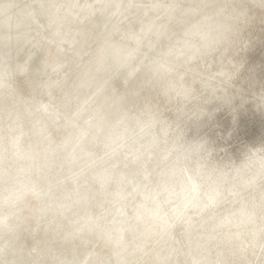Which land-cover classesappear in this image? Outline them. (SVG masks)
Listing matches in <instances>:
<instances>
[{
	"label": "rangeland",
	"instance_id": "1",
	"mask_svg": "<svg viewBox=\"0 0 264 264\" xmlns=\"http://www.w3.org/2000/svg\"><path fill=\"white\" fill-rule=\"evenodd\" d=\"M117 1L0 0L2 41L13 43L10 30L27 22L37 42L13 60L0 50V217L8 215L0 220V264H264V73L255 69L264 65V0ZM148 20L172 35L155 31L150 46L137 27ZM122 51L145 54L130 82L128 73L117 79ZM111 78L113 94L104 87ZM146 80L140 102L131 91ZM226 106L221 122L230 120L217 130L213 119ZM235 109L239 121L258 114L234 127ZM198 114L205 116L189 130ZM184 130L189 137L181 138ZM14 173L26 184H13ZM8 184L15 190L4 199Z\"/></svg>",
	"mask_w": 264,
	"mask_h": 264
},
{
	"label": "bare ground",
	"instance_id": "2",
	"mask_svg": "<svg viewBox=\"0 0 264 264\" xmlns=\"http://www.w3.org/2000/svg\"><path fill=\"white\" fill-rule=\"evenodd\" d=\"M101 1V0H100ZM132 1V0H131ZM135 1V0H134ZM120 2H121V0H120ZM119 2V3H120ZM150 2V1H149ZM105 3V2H104ZM118 3V1L116 2V4L118 5L119 4ZM132 3V2H131ZM134 3H136V2H134ZM110 5H113L114 4V0H111V3H109ZM123 4V3H122ZM126 5H127V3H126ZM134 5V4H133ZM180 5V4H179ZM217 5V4H216ZM219 5V4H218ZM127 6H129V5H127ZM138 6V5H137ZM103 7V6H102ZM101 7V8H102ZM121 7V6H120ZM120 7H118L117 6V8H116V10H118V8H120ZM136 7V6H135ZM208 7H209V5H208ZM141 8V7H140ZM105 9H108L107 7L105 8ZM127 9V8H126ZM126 9H122V11L120 12V13H122V14H124V12H125V10ZM216 9V8H215ZM219 9V8H218ZM250 9V8H249ZM115 10V11H116ZM180 10V9H179ZM181 11V10H180ZM180 11L179 12H177V14L178 15H180L184 20H190L189 18H186V17H188L187 16V13H185V12H183V13H180ZM246 11V10H245ZM104 12V11H103ZM103 12H101V13H103ZM173 12V11H172ZM234 12H236V10L234 11ZM246 12H248L249 14L251 13V12H249V11H246ZM220 13V12H219ZM240 12L239 11H237L236 13H235V17H236V19H237V16L236 15H238ZM232 14V13H231ZM234 14V13H233ZM253 14V13H252ZM105 15H106V13H105ZM107 15H108V13H107ZM140 15V14H139ZM189 15V14H188ZM202 15V14H201ZM243 15V14H242ZM251 15V14H250ZM259 15V14H258ZM257 15V16H258ZM101 16H103V15H101ZM171 16L172 15H170V14H168V17H167V20H170V18H171ZM195 16V15H194ZM260 16V15H259ZM142 17V16H141ZM141 17H139V18H141ZM221 16H219V18H220ZM227 17V16H226ZM138 18V19H139ZM218 18V19H219ZM228 18V17H227ZM242 18V17H241ZM246 18V17H245ZM259 18V17H258ZM264 18V17H263ZM102 19H104V18H102ZM176 19V18H175ZM191 19H193V18H191ZM195 19V18H194ZM213 19V18H212ZM212 19H210L211 21H213ZM217 19V18H216ZM225 20V19H224ZM81 21V20H80ZM102 21V20H101ZM105 21H106V19H105ZM104 21V22H105ZM139 21V20H138ZM138 21L136 22V23H138ZM174 21V20H173ZM210 21V22H211ZM262 21V20H261ZM12 22H14V21H12ZM190 22V21H189ZM217 22V21H216ZM223 22V21H222ZM229 22V21H228ZM256 22V21H255ZM260 22V21H259ZM27 23V22H26ZM26 23H22V24H16V25H14V28H13V30H10L11 31V33L9 32V34H11V37H9V38H13V43L11 42L10 44H8V43H6V42H3L2 40V37L5 35V33L7 32V30H4V27L8 24V22L5 20V21H3V22H1L0 23V50L4 53V56L5 57H7V59H16V57H18V55H21V53L28 47V45L31 47V45H32V47H34L35 45H36V43L37 42H35V44H34V39L36 38V37H32V36H35L33 33V31H32V29H33V27H31V25L30 26H28ZM29 23L31 24L32 23V21L30 22L29 21ZM167 23V22H166ZM191 23V22H190ZM225 23V22H224ZM232 23V22H231ZM230 23V24H231ZM247 23V22H246ZM163 24V23H162ZM192 24V23H191ZM200 24H202V23H200ZM217 24H218V22H217ZM220 24V23H219ZM223 24V23H222ZM258 24V23H257ZM262 24V23H261ZM47 25V24H46ZM205 25V24H204ZM210 25V24H209ZM233 25V24H232ZM242 25V24H241ZM248 25V24H247ZM260 25V24H259ZM167 26V25H166ZM238 26V25H237ZM236 26V27H237ZM137 27H138V31H141V33H142V37H146V36H149V37H152V39L151 40H154V42H152L151 43V45L150 46H152V45H154L159 39V37H157V36H155L154 35V33H156L157 31L159 32V34L162 36V38H168L170 35H172V33H171V31L167 28V30L169 31V32H166L165 31V29L166 28H164V26L163 25H157V24H152V20H148V21H146L145 23H142V25H139L138 26V24H137ZM233 27V26H232ZM236 27H235V33H236ZM8 28V27H7ZM7 28H5V29H7ZM52 28V27H51ZM228 28V27H227ZM248 28V27H247ZM260 28V27H259ZM261 28H263V26L261 25ZM12 29V28H11ZM213 29V28H212ZM217 30V29H216ZM226 30V29H225ZM221 31V34L219 35V37L221 36L222 38H223V40H226V39H228L229 38V33H228V31L226 30V31ZM54 31V30H53ZM156 31V32H155ZM188 31V30H187ZM231 31H233L234 32V30L232 29ZM259 31V30H258ZM38 33V32H37ZM165 33V34H164ZM33 34V35H32ZM113 34V33H112ZM166 34H168V35H166ZM208 34H211V33H208ZM159 35V36H160ZM207 35V34H206ZM212 35V34H211ZM10 36V35H9ZM168 36V37H167ZM187 36V35H186ZM205 36V35H204ZM256 36V35H255ZM258 36V35H257ZM185 37V36H184ZM189 37V36H188ZM192 37V36H191ZM205 37H207V36H205ZM236 37V36H235ZM172 38V37H171ZM176 39H177V37H175ZM192 38H194V37H192ZM209 38V37H208ZM214 38V37H213ZM212 38V39H213ZM264 38V37H263ZM64 39V38H63ZM131 39L133 40L132 42L133 43H138L139 41V38H135V37H131ZM232 39V38H231ZM240 39H241V37H240ZM253 39H254V36H253ZM259 39V38H258ZM9 40V39H8ZM37 40V39H36ZM35 40V41H36ZM217 40V39H216ZM220 40V39H219ZM64 41V40H63ZM147 41V40H146ZM186 41V43H187V40H185ZM184 41V42H185ZM188 41H189V39H188ZM192 41V40H191ZM211 41V40H210ZM242 41V40H241ZM260 41V40H259ZM30 42V43H29ZM73 42V41H72ZM125 42V41H124ZM142 42V41H141ZM147 42H149V41H147ZM182 42H183V40H182ZM206 42H207V40H206ZM189 43V42H188ZM234 43H236L235 41H234ZM234 43H232V46H233V44ZM241 43V42H240ZM239 43V44H240ZM245 43V42H244ZM139 44V43H138ZM168 45H169V43H167ZM183 44V43H182ZM187 45H189V44H187ZM195 45V44H194ZM200 45H202V44H200ZM205 45V44H204ZM229 45V44H228ZM257 45H259V44H257ZM256 45V46H257ZM261 45V44H260ZM206 46V45H205ZM208 46V45H207ZM248 46H249V44H248ZM254 46V45H253ZM5 47H8L9 49L7 50V51H5L4 50V48ZM25 47V48H24ZM153 47V46H152ZM161 47V46H160ZM168 48L169 46H165L164 48ZM178 47V46H177ZM194 47V46H193ZM238 47V46H237ZM247 47V46H246ZM120 48V47H119ZM122 48V47H121ZM151 48V47H150ZM173 48V47H172ZM196 48V47H195ZM264 48V47H263ZM24 49V50H23ZM105 49V48H104ZM118 49V48H117ZM168 50V49H167ZM171 50V49H170ZM235 50V49H234ZM255 50H256V48H255ZM264 50V49H263ZM143 51V50H142ZM146 51V50H145ZM174 51H175V49H174ZM237 51V50H236ZM251 51V50H250ZM28 52V51H27ZM27 52H25V53H27ZM31 52V51H30ZM123 52L124 51H122V52H119L118 53V55H120V54H122L120 57H124V60L122 61L123 63H122V65L120 66V68L119 67H117V69H119L120 71H118V70H116V75H119L118 76V80L120 81V80H123V79H126V77L125 78H123V74L124 73H128V76H127V79H126V81H128V82H130V80H132V78L133 77H135L136 75V73L135 74H133L134 73V71L137 69H141L140 68V64H142V61H143V58H144V56H145V54H140V57L139 58H137V59H134V57L136 56H132L131 55V53H127V54H123ZM135 52V51H134ZM201 52V51H200ZM222 52V51H221ZM147 53V52H146ZM159 53H162V52H159ZM168 53H170V52H168ZM216 53V52H215ZM231 53V52H230ZM257 53V52H256ZM28 54V53H27ZM133 54V53H132ZM137 54V53H136ZM139 54V53H138ZM184 54V53H183ZM118 55H117V58H118ZM124 55V56H123ZM127 55H129V56H127ZM157 55V54H156ZM160 55V54H159ZM173 55V54H172ZM181 55V54H180ZM185 55V54H184ZM188 55V54H187ZM264 54H262L261 53V56H263ZM163 56V55H162ZM198 56H199V54H198ZM222 56V55H221ZM159 57V56H158ZM226 57V56H225ZM252 57V56H251ZM4 57H2V59H3ZM134 59V61L132 62H130V59ZM253 58V57H252ZM251 58V59H252ZM25 61H28V60H30L31 59V55H26L24 58H23ZM132 59V60H133ZM168 59V58H167ZM179 59V58H178ZM254 59V58H253ZM6 60V59H5ZM160 60V59H159ZM180 60H182V59H180ZM184 60V59H183ZM255 60V59H254ZM11 61V60H10ZM117 61V60H116ZM115 61V62H116ZM163 61V60H162ZM1 62V61H0ZM8 62V61H7ZM6 62V63H7ZM11 62H13V61H11ZM23 62V61H22ZM114 62V63H115ZM119 62H121L120 60H119ZM154 62H155V60H154ZM161 62V61H160ZM5 63V64H6ZM10 63V62H9ZM8 63V64H9ZM29 62H24V63H21V66H23V65H25V67H24V69L26 68V65H29L28 64ZM157 63V62H156ZM159 63V62H158ZM167 63V62H166ZM193 63V62H192ZM2 65H3V63H1ZM131 64V66L130 67H128L129 65ZM164 64V63H163ZM169 64V63H168ZM171 64V63H170ZM261 64V63H260ZM19 65V64H18ZM17 65V66H18ZM115 65H116V63H115ZM146 65V64H145ZM157 65H159V64H157ZM161 65V64H160ZM188 65V64H187ZM126 66V67H125ZM171 66V65H170ZM170 66H168V67H170ZM19 67V66H18ZM123 67H125L124 69H123ZM156 67V66H155ZM164 67H165V65H164ZM173 67V66H172ZM3 68V67H2ZM17 68V67H16ZM114 68V67H113ZM128 68V69H127ZM149 68V67H148ZM161 68V67H160ZM183 68V67H182ZM239 68V67H238ZM1 69V68H0ZM122 69V70H121ZM155 69V68H154ZM165 69V68H164ZM178 69V68H177ZM255 69L256 70H261V73H264V65L262 64L261 65V67L259 66V67H255ZM23 70V69H22ZM22 70H17L18 72H21ZM132 70H133V72H132ZM176 70V69H175ZM181 70H183V69H181ZM180 70V71H181ZM0 71H2V70H0ZM108 71H110V70H108ZM148 71H150V69L148 70ZM165 71V70H164ZM173 71V70H172ZM214 71V70H213ZM4 72V71H3ZM24 72V71H23ZM101 72V71H100ZM106 73V72H105ZM149 73V72H148ZM175 73H177V72H175ZM174 73V74H175ZM115 74V73H114ZM140 74V73H139ZM149 74H151V73H149ZM156 74V73H155ZM171 74H173V73H171ZM177 74H180V73H177ZM177 74H175V75H177ZM182 74H184V73H181V75ZM255 74V73H254ZM3 75V74H2ZM46 75V74H45ZM106 75V74H105ZM105 75H103V76H105ZM112 75H113V72H112ZM157 75V74H156ZM169 75H170V73H169ZM1 76V75H0ZM178 76V75H177ZM185 76H186V74H185ZM189 76V75H188ZM187 76V77H188ZM191 76V75H190ZM226 76V75H225ZM98 77V76H97ZM151 77V76H150ZM150 77H147L146 79L147 80H149L150 81V79H152V78H150ZM170 77V76H169ZM179 77H183V75L182 76H179ZM186 77V78H187ZM1 78V77H0ZM263 78H264V74H263ZM101 79H103V77H98V80H101ZM109 79V78H108ZM107 79V80H108ZM116 79V78H115ZM114 79V80H115ZM145 81V82H142V83H140L138 86H136V83H134V85H133V88H132V91L131 92H133L134 93V95H136L137 97H138V99L140 98V96L142 97V95L141 94H144V89L146 88V87H143L144 86V84H146L148 81ZM113 80H112V78L110 79V80H108V83H107V85H104V87L106 88V90L109 92V93H112L113 94V91L116 89V84H115V87H113ZM126 84H127V82H126ZM55 86V85H54ZM136 86V87H135ZM176 86V85H175ZM191 86V85H190ZM202 86V85H201ZM203 87H204V85H203ZM206 87V86H205ZM101 88V87H100ZM157 88V87H156ZM104 89V88H103ZM102 89V90H103ZM105 90V89H104ZM103 90V91H104ZM197 90V89H196ZM103 91H102V93H103ZM186 91V90H185ZM192 91V90H191ZM99 92H101V91H99ZM166 92V91H165ZM195 92V91H194ZM206 92V91H205ZM104 93H105V91H104ZM161 93V92H160ZM46 94V93H45ZM98 94H100V93H98ZM97 94V95H98ZM166 94V93H165ZM217 94V93H216ZM162 95V94H161ZM167 95V94H166ZM190 95V94H189ZM203 95H207V94H201V95H199V96H203ZM99 96V95H98ZM104 96V95H103ZM106 96V95H105ZM149 96V95H148ZM172 96V95H171ZM209 96H211V95H209ZM60 97V96H59ZM126 97V95H124V98ZM176 97V96H175ZM101 98V97H100ZM102 98H104V97H102ZM144 98V97H143ZM161 98V97H160ZM164 98V97H163ZM212 97H209V99H208V102H211V104H212V106H214L215 104H217L219 101H218V99H211ZM117 99H118V97H117ZM122 99H123V97H122ZM145 99V98H144ZM168 99V98H167ZM98 100V99H97ZM110 100V99H109ZM115 100V99H114ZM113 100V101H114ZM119 100H120V98H119ZM146 100V99H145ZM157 100V99H156ZM162 100V99H161ZM217 100V101H216ZM220 100V99H219ZM85 101V100H84ZM118 101V100H117ZM117 101H115V102H117ZM123 101H124V99H123ZM139 101H140V99H139ZM144 101V100H143ZM177 101V100H176ZM119 102H121V101H119ZM141 102V101H140ZM159 102V101H158ZM78 103V102H77ZM94 103V102H93ZM99 103V102H98ZM159 104V103H158ZM94 105V104H93ZM108 105V104H107ZM188 105V104H187ZM101 106H103V105H101ZM117 106H119V104L117 105ZM160 106H161V104H160ZM194 106V105H193ZM95 107H96V105H95ZM178 107V106H177ZM229 106H226L223 110H221L220 111V113L219 114H217V115H215V117H214V119H213V124L212 125H215L216 127H217V130L219 129L220 130V127L222 128L223 127V125L222 124H225V123H222L221 121H222V119H221V116H224V114H223V111H225L227 108H228ZM247 107V106H246ZM98 108V107H97ZM102 108V107H101ZM111 108V107H110ZM117 108V107H116ZM242 108V107H241ZM78 109V108H77ZM99 109V108H98ZM250 109H253V108H250ZM255 109V108H254ZM96 110V109H95ZM145 110V109H144ZM143 110V111H144ZM235 110H237V111H235L236 112V118H235V120H234V127H236V123L239 125V124H243V123H247L248 121H251L252 120V118H253V113H256V114H258V111H250V116H249V118H248V114H246V115H244V117H242L241 118V121H239L240 120V115H241V113H240V115H239V112H240V109H239V111H238V109H235ZM241 110H243V109H241ZM100 111H101V109H100ZM106 111V110H105ZM168 111V110H167ZM93 112V111H92ZM116 112V111H115ZM145 112V111H144ZM149 112V111H148ZM245 112V111H244ZM262 112V111H261ZM260 112V113H261ZM83 113V112H82ZM94 113V112H93ZM114 113V112H113ZM117 113V112H116ZM121 113V112H120ZM123 113V112H122ZM169 113V112H168ZM180 113V112H179ZM248 113V112H247ZM103 114V113H102ZM112 114V113H111ZM146 114V113H145ZM148 115H149V113H147ZM235 114V113H234ZM244 114V113H243ZM104 115V114H103ZM113 115V114H112ZM139 115V114H138ZM175 115V114H174ZM127 116V115H126ZM203 116H205V115H202V114H198V115H195L194 116V118H192V119H190V121L191 122H188L187 124H188V129H189V127H192L193 125H194V122L195 121H200V119L203 117ZM230 116H231V114H230ZM230 116H229V119H227V121H226V124H227V122H228V120H230ZM101 117V116H100ZM116 117V116H115ZM119 117H121V116H118V120H119ZM123 117H124V114H123ZM139 117V116H138ZM108 118V117H107ZM107 118H106V120H107ZM142 118V117H141ZM160 118V117H159ZM257 118V117H256ZM262 118V117H261ZM121 119V118H120ZM126 119V118H125ZM153 119V118H152ZM115 120V119H114ZM144 120V119H143ZM147 120V119H146ZM157 120V119H156ZM179 120H180V118H179ZM237 120V121H236ZM258 120V119H257ZM264 120V119H263ZM112 121V120H111ZM110 121V122H111ZM151 121V120H150ZM224 121V120H223ZM101 122V121H100ZM105 122V121H104ZM114 122V124H115V121H113ZM129 122V121H128ZM166 122V121H165ZM179 122V121H178ZM193 122V123H192ZM231 122V121H230ZM258 122V121H257ZM263 122V121H262ZM112 123V122H111ZM260 122H258V124H259ZM117 124V123H116ZM128 124V123H127ZM142 124V123H141ZM164 124V123H163ZM178 124V123H177ZM225 124V125H226ZM229 124V123H228ZM156 125V124H155ZM160 125V124H159ZM168 125V124H167ZM245 125V124H244ZM264 125V124H263ZM112 126V125H111ZM115 126V125H114ZM129 126H130V124H129ZM153 126V125H152ZM169 126V125H168ZM178 126H180V125H178ZM249 126V125H248ZM150 127V126H149ZM181 127V126H180ZM96 128V127H95ZM94 128V129H95ZM109 128H111V127H109ZM136 128V127H135ZM155 128V127H154ZM161 128V127H160ZM159 128V129H160ZM171 128V127H170ZM174 128H177V126H175ZM229 128V127H228ZM241 128V127H240ZM242 128H243V126H242ZM96 129H98V128H96ZM214 129V128H213ZM104 130V129H103ZM119 130V129H118ZM138 130V129H137ZM148 130H149V128H148ZM190 130V129H189ZM193 130V129H192ZM217 130L216 131H214V133H216L217 135H218V133H217ZM244 130V129H243ZM98 130H96V132H97ZM100 131V130H99ZM162 131V130H161ZM175 131V130H174ZM207 131V130H206ZM213 131V130H212ZM240 131V130H239ZM111 132V131H110ZM116 132V131H115ZM119 132V131H118ZM151 132H153V130L151 131ZM180 132V131H179ZM184 132V136L183 137H181V138H185V136H187V137H189L190 136V134L192 133V131H186L185 132V130L183 131ZM209 132V131H208ZM210 132H211V130H210ZM111 133H113V128H112V132ZM120 133V132H119ZM123 132H121V134H122ZM128 133H129V131H128ZM154 133V132H153ZM172 133V132H171ZM205 133V132H204ZM241 133V132H240ZM97 134V133H96ZM114 134L115 133H113V136H114ZM134 134V133H133ZM169 134H170V132H169ZM173 134H175L174 132H173ZM187 134V135H186ZM202 134V133H201ZM201 134H198V135H201ZM206 134H207V132H206ZM208 134H210V133H208ZM207 134V135H208ZM233 134V133H232ZM236 134V133H235ZM117 135L118 134H116L115 136L117 137ZM127 135H129V134H127ZM177 135V134H176ZM183 135V134H182ZM181 135V136H182ZM205 135V134H204ZM214 135V134H213ZM249 135V134H248ZM154 136V135H153ZM177 136H179V135H177ZM203 136V135H202ZM201 136V137H202ZM206 136V135H205ZM235 136V135H234ZM263 136V135H262ZM65 137V136H64ZM120 137V136H119ZM118 137V138H119ZM149 137H152V135L151 136H149ZM169 137H170V135H169ZM180 137V136H179ZM207 137V136H206ZM209 137V136H208ZM216 137V136H215ZM214 137V139H216ZM233 137V136H232ZM72 138V137H71ZM70 138V139H71ZM121 138V137H120ZM170 138H172V136L170 137ZM219 138V137H218ZM261 138V137H260ZM69 139V138H68ZM197 139V138H196ZM242 139V138H241ZM262 139V138H261ZM121 140V139H120ZM185 141L183 142V141H181V142H183V143H187L188 144V140L187 139H184ZM202 140H204L203 138H202ZM208 140V139H207ZM210 140V139H209ZM156 141V140H155ZM200 141H201V139H200ZM206 141V140H205ZM211 141V140H210ZM88 142V141H87ZM149 142V141H148ZM162 142V141H161ZM165 142V141H164ZM183 143H181V144H183ZM162 144V143H161ZM173 144V143H172ZM193 144V143H192ZM152 145H154V144H152ZM164 145V144H163ZM177 145V144H176ZM179 145V144H178ZM194 145V144H193ZM85 147H86V143H85V145H84ZM88 146V145H87ZM167 146V145H166ZM188 146H189V144H188ZM191 146V145H190ZM200 146V145H199ZM85 147H84V149H85ZM169 147V146H168ZM184 147V146H183ZM196 147V146H195ZM205 147L206 146H204V150H205ZM92 148V147H91ZM90 148V146H89V149H91ZM182 148V147H181ZM194 148V147H193ZM198 148V147H197ZM163 149H165V148H163ZM169 149V148H168ZM172 149H174V147L172 148ZM187 149V148H186ZM70 150V149H69ZM78 150V149H77ZM86 150V149H85ZM184 149L182 148V151H183ZM198 150V149H197ZM202 151V153L203 152H206L207 153V151ZM89 151V150H88ZM87 151V152H88ZM94 151V150H93ZM166 151V150H165ZM169 151V150H168ZM191 151V150H190ZM195 151V150H194ZM83 153H84V151H82ZM89 152H91V151H89ZM122 152V151H121ZM252 153V152H251ZM179 154V153H178ZM186 154V153H185ZM197 154V153H196ZM199 154V153H198ZM204 154V153H203ZM93 155V154H92ZM165 155V154H164ZM175 155H177V154H175ZM188 155V154H187ZM193 155H194V153H193ZM206 155V154H205ZM208 156H209V154H207ZM129 156V155H128ZM171 156V155H170ZM185 156V155H184ZM183 155H182V157H184ZM194 156H196V155H194ZM203 156V155H202ZM211 156V155H210ZM139 157V156H138ZM143 157V156H142ZM177 157V156H176ZM181 157V156H180ZM97 158V157H96ZM123 158V157H122ZM141 158V157H140ZM173 158V157H172ZM185 158V157H184ZM193 158V162H194V157H192ZM198 158V157H197ZM199 158H200V156H199ZM202 158V157H201ZM204 158V157H203ZM206 158V157H205ZM182 159V158H181ZM187 159V158H186ZM196 159V158H195ZM166 160V159H165ZM176 160V159H175ZM177 160H178V158H177ZM189 160H190V158H189ZM192 160V159H191ZM201 160V159H200ZM99 161V160H98ZM141 161V160H140ZM143 161V160H142ZM146 161V160H145ZM169 161H172L173 162V159H171V160H168V163H169ZM179 161V160H178ZM182 161H184V160H182ZM204 161H206V160H204ZM209 161V160H208ZM223 161V160H222ZM154 162H155V160H154ZM171 162V163H172ZM186 162V161H185ZM199 162V161H198ZM240 162V161H239ZM173 163H175V162H173ZM177 163V162H176ZM189 163H191V162H189ZM189 163H187V164H189ZM196 163V162H195ZM218 163V162H217ZM105 164V163H104ZM166 163H165V161H164V165H165ZM200 164V163H199ZM228 164V163H227ZM232 164V163H231ZM168 165V164H167ZM224 165H225V162H224ZM63 166V165H62ZM159 166H160V164H159ZM162 166H163V164H162ZM219 166V165H218ZM164 167V166H163ZM177 167V166H176ZM192 167V166H191ZM205 166H203L202 168H204ZM244 167V166H243ZM245 167H247V166H245ZM166 168H167V166H166ZM174 168L175 167H172V169L171 170H174ZM248 168V167H247ZM78 169V168H77ZM120 169V168H119ZM159 169V168H158ZM175 169H177V168H175ZM196 169H197V167H196ZM206 169V168H205ZM241 169H242V167H241ZM114 170V169H113ZM163 170H165V169H163ZM167 170V169H166ZM165 170V171H166ZM119 171L120 170H118V172L117 173H119ZM161 171V170H160ZM159 171V172H160ZM168 171V173L170 172L169 171V169L167 170ZM194 171V170H193ZM203 171V170H202ZM18 172V171H17ZM16 172V173H17ZM109 172V171H108ZM116 172V171H115ZM121 172V171H120ZM172 172H174V171H172ZM195 172V171H194ZM16 173H14V174H12V178L14 179V178H16V181H14L13 182V184H16V185H22V184H26V182L24 183V179L23 180H21V179H19V177H16L15 175H16ZM116 173V174H117ZM163 173V172H162ZM161 173V174H162ZM179 173H180V171H179ZM199 173V172H198ZM249 173H250V171H249ZM18 174V173H17ZM161 174H157V176H160ZM164 174V173H163ZM162 174V175H163ZM174 174H177V173H174ZM192 174V173H191ZM61 175V174H60ZM109 175V174H108ZM115 175V174H114ZM113 175V176H114ZM170 175V174H169ZM171 175H172V173H171ZM178 175V174H177ZM252 175V174H251ZM250 175V176H251ZM118 176V175H117ZM164 176V175H163ZM220 176V175H219ZM160 177H162V176H160ZM159 177V178H160ZM178 177V176H177ZM187 177V176H186ZM122 177L120 176V179H121ZM168 178V177H167ZM167 178H166V180L165 181H167ZM173 178V177H172ZM188 178H190V177H188ZM260 178V177H259ZM85 179V178H84ZM117 179H118V177H117ZM120 179H118V180H120ZM169 179H171V177L169 178ZM252 179V178H251ZM127 180V179H126ZM177 180H178V178H177ZM177 180H174V181H177ZM13 181V180H12ZM128 181H130V180H128ZM161 181V180H160ZM160 181H159V183H160ZM163 181V180H162ZM161 181V182H162ZM179 181V180H178ZM177 181V182H178ZM183 181V180H182ZM224 181V180H223ZM115 182V181H114ZM124 182V181H123ZM173 182V181H172ZM185 182V181H184ZM208 182V181H207ZM112 183V182H111ZM170 183V182H169ZM121 184H123V183H121ZM124 184H125V182H124ZM118 185V184H117ZM164 185H167V184H164ZM169 185V184H168ZM172 185V184H171ZM177 185V184H176ZM105 186H106V184H105ZM158 186V185H157ZM162 186V185H161ZM175 186V185H174ZM180 186V185H179ZM103 187V186H102ZM125 187V186H124ZM154 187H156V186H154ZM117 188V187H116ZM126 188V187H125ZM165 188H167V187H165ZM170 188V187H169ZM175 188V187H174ZM187 188V187H186ZM235 188V187H234ZM103 189V188H102ZM121 189H122V187H121ZM171 189V188H170ZM169 189V190H170ZM175 189H177V187L175 188ZM197 189V188H196ZM196 189H194V188H188L187 189V191H186V194L188 193V195L189 196H196ZM13 190H15L14 188H13V185H10V184H8L7 185V187H5V186H3V189H2V197H4V199H6L7 198V195H9L10 193H12L13 192ZM146 190V189H145ZM183 190V189H182ZM184 190H185V188H184ZM122 191V190H121ZM120 191V192H121ZM124 191V190H123ZM122 191V192H123ZM127 191V190H126ZM148 191V190H147ZM146 191V192H147ZM157 191V190H156ZM174 191V190H173ZM172 191V192H173ZM177 191V190H176ZM176 191H174V192H176ZM204 191V190H203ZM232 191V190H231ZM128 192V191H127ZM140 192V191H139ZM142 192V191H141ZM118 193V192H117ZM144 193V192H143ZM168 193V192H167ZM171 193V192H170ZM198 193V192H197ZM127 194V193H126ZM126 194H122V195H126ZM148 194V193H147ZM147 194L146 195H144V196H147ZM164 194V193H163ZM180 194V193H179ZM119 195V194H118ZM153 195V194H152ZM151 194H150V196H152ZM157 195V194H156ZM183 195V194H182ZM91 196V195H90ZM126 196H128V195H126ZM143 196V197H144ZM162 196H164V195H162ZM178 196V195H177ZM199 196V195H198ZM122 197V196H121ZM149 197V196H148ZM161 197V196H160ZM169 197V196H168ZM124 198V197H123ZM144 198H146V197H144ZM152 198V197H151ZM150 198V200H152ZM178 197H176V199H177ZM263 198V197H262ZM120 199V198H119ZM154 199V198H153ZM164 199V198H163ZM218 199V198H217ZM118 200V199H117ZM124 200H126V199H124ZM123 200V201H124ZM147 201L149 200L148 198L146 199ZM145 200V201H146ZM221 200V199H220ZM80 201V200H79ZM119 201V200H118ZM117 201V202H118ZM144 201V202H145ZM164 201V200H163ZM162 201V202H163ZM166 201V200H165ZM164 201V202H165ZM178 202H180L179 201V199L177 200ZM86 202V201H85ZM101 202V201H100ZM102 202H103V200H102ZM121 202V201H120ZM162 202H161V204H162ZM213 202V201H212ZM87 203V202H86ZM121 203H123V202H121ZM125 203V202H124ZM150 203H152L151 201H150ZM149 203V204H150ZM170 203V202H169ZM172 203H174V202H172ZM203 203V202H202ZM227 203V202H226ZM97 204V203H96ZM95 204V205H96ZM103 204V203H102ZM129 204V203H128ZM145 204V203H144ZM204 204V203H203ZM106 205V204H105ZM109 205V204H108ZM121 205H123V204H121ZM98 206H99V204H98ZM118 206V205H117ZM120 206V205H119ZM158 206V205H157ZM172 206V205H171ZM79 207H81V206H79ZM101 207H102V205H101ZM100 207V208H101ZM122 207H125V205L124 206H122ZM127 207V206H126ZM160 207V206H159ZM163 207V206H162ZM169 207V206H168ZM225 207H227L226 205H225ZM95 208V207H94ZM98 208V207H97ZM96 208V209H97ZM107 208V207H106ZM119 208V207H118ZM157 208V207H156ZM173 208V207H172ZM82 209V208H81ZM107 209H110L111 210V208L109 207V208H107ZM99 210V209H98ZM104 210H105V208L103 209V212H104ZM116 210H117V208H116ZM123 210V209H122ZM159 210V209H158ZM168 210V209H167ZM172 210V209H171ZM226 210V209H225ZM97 211V210H96ZM101 211V210H100ZM107 211V212H106ZM105 212L108 214L109 212V210H106ZM113 211H114V209H113ZM251 211V210H250ZM79 212H80V210H79ZM84 212V211H83ZM82 212V213H83ZM98 212V211H97ZM102 212V211H101ZM104 212V213H105ZM125 212V211H124ZM173 213V212H172ZM85 214V213H84ZM88 214V213H87ZM102 214L103 213H101V214H99V216L101 215L102 216ZM79 215H81V214H79ZM86 215V214H85ZM111 215V214H110ZM113 215V214H112ZM122 215V214H121ZM78 216V215H77ZM81 216H83V215H81ZM87 216V215H86ZM105 216V215H104ZM91 217V216H90ZM96 217V216H95ZM124 217V216H123ZM126 217V216H125ZM1 219V221H5V222H7V218H8V215L6 214V215H3V216H1L0 217ZM98 218V217H97ZM100 218V217H99ZM169 218V217H168ZM171 218V217H170ZM90 219V218H89ZM98 220V219H97ZM108 220H110V219H108ZM108 220H107V222H108ZM99 221V220H98ZM111 221V220H110ZM101 222H102V220H101ZM106 222V223H107ZM123 224V223H122ZM163 224V223H162ZM101 225H103L102 223H101ZM106 225H108V224H106ZM100 226V225H99ZM118 226V225H117ZM222 226V225H221ZM103 227V226H102ZM104 229V228H103ZM106 229V228H105ZM160 230V229H159ZM148 231V230H147ZM120 233H122V232H120ZM125 233V232H124ZM123 234V233H122ZM92 237V236H91ZM124 237V236H123ZM114 238H116V237H114ZM77 240V239H76ZM114 240V239H113ZM122 241H124V238H123V240ZM123 244V243H122ZM126 244V243H125ZM60 247V246H59ZM163 247V246H162ZM165 247V246H164ZM217 247V246H216ZM130 249V248H129ZM45 250H46V248H45ZM108 250V249H107ZM192 251V250H191ZM44 255V254H43ZM90 255V254H89ZM162 255V254H161ZM181 257V256H180ZM179 257V258H180ZM133 259V258H132ZM2 261L0 260V263H1ZM180 262V261H179ZM205 262V261H204ZM138 263V262H137Z\"/></svg>",
	"mask_w": 264,
	"mask_h": 264
}]
</instances>
